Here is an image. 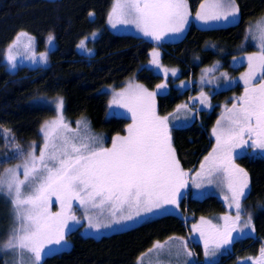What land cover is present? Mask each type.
I'll return each mask as SVG.
<instances>
[{
  "label": "snow or ice",
  "instance_id": "obj_1",
  "mask_svg": "<svg viewBox=\"0 0 264 264\" xmlns=\"http://www.w3.org/2000/svg\"><path fill=\"white\" fill-rule=\"evenodd\" d=\"M240 8L237 0H205L196 18L209 21L233 22L238 18ZM89 13V16H93ZM187 0H116L108 15L112 28L117 25H135L145 37L159 41L165 37L179 38L188 23ZM248 34L258 40L260 53L246 57L248 71L242 74L245 89L230 108H226L217 127L213 129L216 144L204 157L200 169L191 177L196 188L205 184L226 185L231 194L229 207H235L237 214L224 216L222 229L201 218V225H193L204 240L206 258L229 245L236 234H242L251 226V217L241 226V199L250 187L248 173L234 163L240 155L236 149L251 148L264 153V18L249 26ZM96 32L91 34L94 39ZM48 36L49 44L53 41ZM87 39V38H86ZM86 39L77 45L87 53ZM23 41H27L23 43ZM23 46L28 59L46 64L48 53L38 58L32 50L33 37L27 33L18 34L7 50L6 60L11 68L17 65V55ZM159 53L153 52V64L159 63ZM237 58L233 57L235 61ZM214 69H205V77ZM168 70H165L167 75ZM176 75V69L171 70ZM225 80L229 77L221 73ZM215 77L207 80L212 83ZM259 80V83L256 81ZM202 83L205 82L202 77ZM192 81L181 84H191ZM165 83L156 85L163 90ZM158 92H149L141 85L129 84L120 92H113L109 107L119 105L131 113L132 123L127 135L114 136L111 147H104V138L92 134L86 118L76 121V129L70 127L63 116L64 102L56 100L57 117L41 127L43 146L39 155L37 145L22 164L5 168L0 172V196L10 199L13 208V226L7 239L0 243V252H12L19 257L18 264H41L43 258L54 251L51 245L67 244L65 236L72 223L79 224L74 206L84 209L90 228H109L113 224L128 226L127 222H138L148 214L167 211V205H176L188 187L189 173L185 172L172 147L169 116H158L155 111V97ZM200 104H208L203 91ZM187 109L188 105L178 106ZM7 140L8 137L5 136ZM13 153H5L0 163L14 156H23L19 144H12ZM21 170L23 179L20 178ZM25 189L29 191L25 194ZM60 203V211L51 213L50 197ZM225 200H229L225 196ZM204 226H210L206 231ZM167 244V242H166ZM184 245V249H186ZM165 244H155L153 250L163 251ZM176 250V257H191L190 251ZM169 255L171 250L169 249ZM188 264V261H185ZM255 264H264V249Z\"/></svg>",
  "mask_w": 264,
  "mask_h": 264
},
{
  "label": "trees",
  "instance_id": "obj_2",
  "mask_svg": "<svg viewBox=\"0 0 264 264\" xmlns=\"http://www.w3.org/2000/svg\"><path fill=\"white\" fill-rule=\"evenodd\" d=\"M113 0H0V125L15 143L31 150L42 141L41 127L54 115L53 99L61 97L67 116L73 120L86 118L96 130L109 136L125 132L129 123L123 115H110L108 93L104 88H120L133 77L148 91L165 83L167 87L155 97V111L164 116L184 102L191 90H181L179 71L175 78L165 77L151 67L153 49L165 66H178L182 75L195 76L201 63L210 64L224 55H238V44L247 35V27L264 17V0H237L238 18L220 26H200L190 22L185 34L176 40L156 42L135 33L111 30L107 17ZM192 14L203 0H187ZM93 16H89V13ZM35 37L36 48L45 49L49 35L54 48L46 64L7 67L4 51L20 32ZM93 32L97 36L92 39ZM87 38V39H86ZM86 39L87 53L77 48ZM200 64L198 63V60ZM224 67H230L226 62ZM240 86L222 90L231 95ZM218 112L171 131L173 148L181 167L189 171L211 148V129ZM235 165L248 173L250 187L243 198V213L251 217L252 232L236 238L231 250L209 264H245L264 248V157L247 149L234 159ZM174 212L150 218L131 228L99 237L82 236L78 229L68 234V244L60 251L45 256L41 264H136L137 258L155 241L171 235H185L199 216L224 213L225 204L215 194L180 199ZM192 214L193 219L190 216ZM190 216V217H189ZM186 225V226H185ZM197 263L204 264L203 252L195 243ZM0 264H5L0 255Z\"/></svg>",
  "mask_w": 264,
  "mask_h": 264
},
{
  "label": "rangeland",
  "instance_id": "obj_3",
  "mask_svg": "<svg viewBox=\"0 0 264 264\" xmlns=\"http://www.w3.org/2000/svg\"><path fill=\"white\" fill-rule=\"evenodd\" d=\"M203 1L205 2V0H203ZM115 3H116V0H113L109 12L112 10V8L115 5ZM188 12H189L188 23L190 24V22L193 19H195L196 15L194 13L192 14L191 9L189 7H188ZM108 15H109V13H108ZM261 18H264V17H260L257 20H259ZM257 20L253 21L251 24H249V26L255 25ZM212 22L217 23V25L220 26V25L233 23L234 21L233 22H229V23H225L224 21H212ZM189 24H188V26H189ZM107 25H108V27L111 30H113L115 32L135 33V34L140 35L141 37H143L146 40L147 39L148 40H153L150 37H145L142 33H140L135 28V25H133V24L117 25L116 28H112L110 26V24L108 23V17H107ZM188 26L186 24L185 30H184V32L182 33V35L179 38H181L185 34V31L188 29L187 28ZM249 26L247 27V30H246V32H247L246 37L244 38V40H242L238 44V48H236V50H238V49L240 50V54H238V55H229V56H227L225 58L224 55H227L228 52H224L222 50V55L224 54L223 57L215 60L214 62H212L210 64H206V63H201L200 64L199 59H198L197 61H198V63L201 66H200V68H199V70H198V72L196 73L195 76H192L191 74L188 77L185 76V75H182V70L181 69L179 70L178 66H176V65H173V66H167L166 65L165 66L164 64L161 63L159 58H158L159 59L158 65L157 64H153L152 63L153 58L151 59V62H150L151 67L155 71L162 73L165 77L175 78L176 76L172 75L171 70L172 69H176L177 73L179 71L180 78L178 79V85L180 86L181 90H186L189 87L191 89H194V91L191 90L189 92L188 98L184 102H181V103L177 104L173 111H171L167 115H164V116H169V114H172V116L169 119L170 134H171V131L173 130V128L181 127V126H184V125H188V124L194 122L195 120L199 119L201 112H204V117L206 119L210 118V114L213 112V110L218 112V116H217L216 121H215V123H214V125H213V127L211 129V132H210V137H211V139L213 141V144H212L211 148L206 152V154H204V156L202 157L199 165L196 164L197 163V161H196L194 166H193V168L190 169L189 171H187V173L190 174L189 177H188V187L185 188V189H182L183 195L180 197V199L185 198L187 200L188 197H189V194H191L192 196H194L196 198H202V197H204L206 195V193L207 194L222 195V197L225 199V196L228 194V189H227L226 185H218L216 183H213L211 185L205 184L203 187H201L202 191H198V190L195 189V186H194V184H193V182L191 180V177L194 176L197 171H199L200 164L203 161L204 157L207 156L212 151L213 147L216 144L215 136L212 133H213V129L217 127V121L221 118V115L224 113L225 109L226 108H230L232 106L233 102L236 100V98L240 97L244 93L245 85H244L243 80H241V76H242V74H245L248 71V62H247L246 57L249 56V55H252L254 53L255 54H259L260 53L261 49H260L259 41L258 40H253L251 38V36L248 34ZM22 32H24V31H22ZM24 33H27V32H24ZM27 34L29 36L33 37V39H34V45H33V49L32 50L36 53L37 58H38L39 54L42 53V52H47L48 56H49V52L54 48V44H55L54 39L51 42V44H49V41H48V38H47L46 44H45V49L39 51L36 48L35 37L33 35L29 34V33H27ZM16 37H15V39H16ZM176 39H178V38L165 37L164 39L159 40V42L160 41L161 42H163V41L166 42V41H171V40H176ZM13 41H12V43H13ZM26 42L27 41H23L22 44L26 43ZM22 44H21V46H20V48L18 50H14V52L15 51H19V55H17V65L16 66L26 65V66H31L32 67V66H36V65L41 64V63H39L38 59H37L36 62H33L31 59L27 58L29 54L25 53ZM10 45H8L6 47V49L4 51V54H5L4 56H5V61H6L7 67L10 70H13L14 68H11L8 65L7 60H6L7 50H8ZM233 57H236L237 59L234 61ZM47 61H48V59H47ZM223 62H226L227 65L229 64L230 67H224L223 64H222ZM205 69H214V71L209 73L208 76L205 77V72H204ZM165 70H168L167 75H165ZM221 73H226L227 76L229 77V79L225 80L224 77L221 76ZM202 77L204 78V81H205L203 83L201 82L202 81ZM213 77H215V79H213V82L212 83H208L207 80L210 79V78H213ZM134 80L135 79L133 77L128 78V80L120 88H115L112 85H108V86H106L104 88V90L108 93V96H109V100H108V109L109 110L108 111H109L110 115H123V116H125L129 120L128 125H130L132 123L131 113L128 112V110L126 108L120 107L119 105H113L112 107H109V102L113 98V92H120L121 90L127 88V86L129 84L140 85V84H137V82H135ZM182 81H184V82L192 81V83L191 84L182 85L181 84ZM256 83H259V80H257ZM236 86H240V90H238L236 93H231V95H226V96H225V94L220 93L222 90H225V89H228V88H233V87H236ZM159 91H161V90L155 89V90H152V91H149V92H159ZM202 91L207 94V96H208V101L207 102H208V104L211 105V107H206L205 105H201L200 104L199 96H200V93ZM57 98H61V97H57ZM57 98H54L53 102H52L53 103V107H54V115H52L49 118V120H47V122H51V121L55 120L56 117H57V113H56V100H57ZM184 104H187L188 108L187 109L179 108V110H178V106H181V105H184ZM156 114H157V112H156ZM157 115L161 116L159 114H157ZM63 116L65 118V121L69 123L70 127L73 128V129H76V127H77L76 121L81 119V118L71 120L67 116L64 107H63ZM164 116H161V117H164ZM88 125H89V129H90L92 134H95L97 136H102L104 138V147H109V148L111 147L112 138L114 136H125V135H127V127H128V125H127L124 133L119 134V135H114V136H109L106 133H103V132H100V131L99 132L96 131L91 126L90 122H88ZM41 135H42V141L39 144L38 149L35 150V154L37 156L39 155L40 148L43 146V133ZM5 136L8 137L7 140L5 139ZM13 143H15V141H14L12 135L9 132H7L0 125V157H2L5 153H9V154L13 153V148H12V144ZM172 147H173V144H172ZM244 149H251V148H244ZM244 149H236L235 151L238 153L240 150H244ZM20 150L23 151L24 155L23 156H14L11 159L5 160L3 163H0V172H3V170L5 168L14 167L16 164H22L23 163V160L27 157V153L28 152L25 149L21 148V147H20ZM30 151H32V148H31ZM251 151L253 153L259 154L260 156L264 157V153H261L259 150L251 149ZM20 178L23 179L22 170H21ZM28 191H29L28 189H25V194H27ZM194 191L196 193L197 192L205 193V195L196 196ZM198 195H202V194H198ZM180 199L178 201V207L180 206V201H181ZM50 201H51V203L49 205L50 212L51 213L59 212L60 211V203L58 201H56V197L55 196H51L50 197ZM230 203H231V201H230ZM178 207L176 205H167L166 206V208L169 211H171V212H174V211L178 210ZM73 211H74L75 215L77 216V218L80 220V223L79 224H76V223H72L71 224V227L68 229L67 234L65 236V240L67 241V244L69 242L68 241V237H69L68 234L71 231L75 230V229H78L79 233L82 236L99 237V236H102V235H105V234H109V233H112V232L121 231V230H125V229H128V228H131V227H133V226H135V225H137L139 223H142V222H144L146 220H149L150 217L151 218L152 217H157V216L163 214V213H161V214H157V215L154 214L152 216H147V217L142 218L138 222H127L128 223L127 227H125L123 225L113 224L109 228L102 227V228L97 230V229L89 227L88 220L84 218L85 217L84 209L79 208V206L77 205V206H74ZM242 213H243V210H242V207H241V213H240V215H241V226H243V224H244L243 220H244V218H246L245 216L242 215ZM225 214H227L228 216L234 214V216H236L237 210L235 209V207H233V209H230V211L228 213H225ZM219 215L223 216L224 213H215V214L212 213V215L209 214L208 216H199V217L195 218L193 220V222L191 223V226L189 228H187V230H186L187 232H186L185 236L190 241L189 245L192 244V247H193L194 251H195V243L199 244L201 249H204V245L202 244L204 242H202L203 240L197 239V236H198L199 232L193 230V225H201V218L202 217L204 218V220H205V218H208V219H211V220H215V218L217 216H219ZM190 216H192V214ZM191 218L193 219V216ZM246 220H247V218H246ZM13 223H14V221H13V208H12V204L10 202V199H7L4 196H0V243H3L7 239L9 231H10V229L13 226ZM195 233L197 235L196 237L194 236ZM246 233H251V232H249L247 229H245L242 234H239V236L242 237ZM67 244H63L62 243L59 246H57V245L49 246V247L54 249V251L51 252L50 254L62 250ZM172 245L173 244L171 242H169V248H170L171 252H173L172 256H139L137 258V260H136V264H185V261H188V264H194L195 261L197 263V258H196L197 255L196 254L194 255L193 250L191 248H189L187 240H186V243L184 242L183 244H181V243L179 244V249H184V245H186L187 247L184 250L185 251H190L192 253L191 257L181 256V257L177 258L175 253H176V250L178 249V247H176V246L172 247ZM231 247H232V244H229L226 247H223V248L219 249L216 252L215 256H211V257H208V258L203 256V259H202L203 263L204 264H209V263H213L215 261H218L219 259H221V257L224 254H228L230 252ZM262 249H264V248H262ZM156 251H159V250H156ZM0 255H2L4 257L5 264H18L19 257L17 255H15L14 253H12V252H0ZM260 256H261V251L259 252V254L257 256H253V257L247 259L245 261V264H255V261Z\"/></svg>",
  "mask_w": 264,
  "mask_h": 264
},
{
  "label": "crops",
  "instance_id": "obj_4",
  "mask_svg": "<svg viewBox=\"0 0 264 264\" xmlns=\"http://www.w3.org/2000/svg\"><path fill=\"white\" fill-rule=\"evenodd\" d=\"M202 3H204V1L202 2ZM201 3V4H202ZM201 4L199 5V7H198V9H197V11L194 13L195 15H196V13L201 9ZM187 5H188V1H187ZM188 7H189V5H188ZM237 19V18H236ZM235 19V20H236ZM192 22L193 23H195L196 25H200V26H218L217 25V23H214V22H212V21H209V22H207V23H205V22H203V21H200V20H198V19H196V16H195V19H193L192 20ZM188 24L189 23H187V26H188ZM153 41H156V40H153ZM156 42H159V41H156ZM161 42V41H160ZM154 50H155V52H157L158 51V49L157 48H154L153 49V52H154ZM176 74H177V71H176ZM181 166V165H180ZM182 168V167H181ZM183 169V168H182ZM184 170V169H183ZM186 171V170H185ZM187 172V171H186ZM195 189L196 190H198V191H202L201 189L202 188H196L195 187ZM194 193H195V195L196 196H203V195H205V193H202V192H195L194 191ZM193 194V193H192ZM198 194H202V195H198ZM206 195H207V193H206ZM216 196H218L219 198H221L222 199V201L224 202V204H225V207H226V210H225V212H224V215L223 216H215L216 218H215V220H211V219H208V218H205V220H207V221H211V225H214V226H216L217 228H221L222 229V227H223V224H224V221H223V219H221L222 217H224V216H226L227 214H225V213H228L229 211H230V209H233V207H229V204H230V201H231V199H230V197H231V194L228 192V194L226 195V196H228L229 197V200H225L223 197H222V195H218V194H215ZM167 212H171V211H169V210H167V211H158V212H156V213H153V214H148L147 216H152V215H154V214H161V213H167ZM155 215V216H156ZM146 216V217H147ZM230 216H232L233 218H235V216H234V214L233 215H230ZM151 218V217H150ZM153 218V217H152ZM142 219V218H141ZM140 219V220H141ZM248 220V219H247ZM246 220V218H244V222H246L247 221ZM206 227V231H208L209 230V228H210V226H205ZM249 232H252V224H251V226L250 227H248V228H246ZM194 236L196 237L197 235H196V233L194 234ZM234 236L236 237V238H238L239 237V234H236V233H234ZM235 238V239H236ZM197 239H199V240H203L202 238H201V235H200V233L198 234V236H197ZM235 239H233V240H235ZM186 240L188 241V238L185 236V235H171V236H169V237H167V238H165V239H163V240H158V241H155L153 244H152V246L151 247H149L146 251H144L140 256H172V254H173V252H171V255H169V242H171L173 245H172V247H178L179 248V244L181 243V244H183L184 242L186 243ZM166 242H167V244H166ZM202 242H204V240L202 241ZM233 242V241H232ZM231 242V243H232ZM157 243H159V244H165V249L161 252V251H156V250H153L152 252H149V249H151V248H153V246L155 245V244H157ZM230 243V244H231ZM203 245H204V243H202ZM202 252H203V256H205L204 255V249H202Z\"/></svg>",
  "mask_w": 264,
  "mask_h": 264
},
{
  "label": "flooded vegetation",
  "instance_id": "obj_5",
  "mask_svg": "<svg viewBox=\"0 0 264 264\" xmlns=\"http://www.w3.org/2000/svg\"><path fill=\"white\" fill-rule=\"evenodd\" d=\"M245 150H247V149L240 150L238 153H240V152H242V151H245ZM250 151H251V149H250ZM251 152H252V151H251ZM252 153H253V152H252ZM254 154H255V155H259V154H256V153H254ZM259 156H260V155H259ZM262 157H263V156H262ZM248 190H249V189H248ZM248 190H246V191L248 192ZM243 198H244V197H243ZM243 198L241 199V207H242V208H243V203H242ZM246 234L248 235V234H251V233H246ZM246 234H245V235H246ZM239 237H241V236H239ZM239 237H238V238H239Z\"/></svg>",
  "mask_w": 264,
  "mask_h": 264
}]
</instances>
